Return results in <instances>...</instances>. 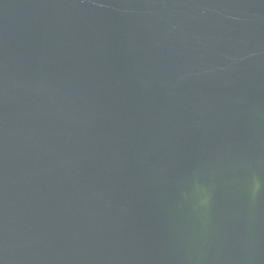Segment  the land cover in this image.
<instances>
[{
    "label": "water",
    "instance_id": "95a60500",
    "mask_svg": "<svg viewBox=\"0 0 264 264\" xmlns=\"http://www.w3.org/2000/svg\"><path fill=\"white\" fill-rule=\"evenodd\" d=\"M0 264H264V0H0Z\"/></svg>",
    "mask_w": 264,
    "mask_h": 264
}]
</instances>
